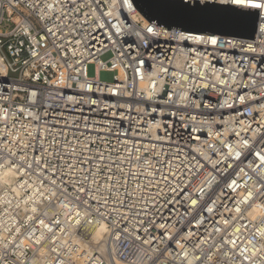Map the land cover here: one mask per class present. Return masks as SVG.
<instances>
[{"label":"built area","instance_id":"1","mask_svg":"<svg viewBox=\"0 0 264 264\" xmlns=\"http://www.w3.org/2000/svg\"><path fill=\"white\" fill-rule=\"evenodd\" d=\"M207 2L259 10L255 39L0 0V264H264V0Z\"/></svg>","mask_w":264,"mask_h":264},{"label":"water","instance_id":"2","mask_svg":"<svg viewBox=\"0 0 264 264\" xmlns=\"http://www.w3.org/2000/svg\"><path fill=\"white\" fill-rule=\"evenodd\" d=\"M147 24L162 29L254 40L259 10L199 0H128Z\"/></svg>","mask_w":264,"mask_h":264},{"label":"bare ground","instance_id":"3","mask_svg":"<svg viewBox=\"0 0 264 264\" xmlns=\"http://www.w3.org/2000/svg\"><path fill=\"white\" fill-rule=\"evenodd\" d=\"M1 69L3 67L0 66ZM89 237L92 240V245L94 246L95 249L104 252L106 250L104 240H105V234H106V229L104 225H99V226H93L89 228L88 230ZM116 264H122L117 261Z\"/></svg>","mask_w":264,"mask_h":264},{"label":"snow or ice","instance_id":"4","mask_svg":"<svg viewBox=\"0 0 264 264\" xmlns=\"http://www.w3.org/2000/svg\"><path fill=\"white\" fill-rule=\"evenodd\" d=\"M204 2L207 3V0H204ZM233 2L234 3H240V0H233ZM183 3L185 5H187L188 4V0H183ZM253 6L254 7H260L261 5L254 4ZM41 159L43 160V158H41ZM88 162L91 163V160L89 159ZM46 163H48L49 166H52L50 164V162H46ZM77 163H80V161L77 160ZM36 164H37V166H39L40 161H37ZM29 167H32V165H29ZM54 167H56L58 169V166H54ZM69 167L72 168V169L75 168L74 165H69ZM42 171H44V169H42ZM91 175H94V174H91ZM109 179H111V178L109 177ZM88 180H89V174H85L82 181H66L65 182V186H67L68 183H76V184L80 185V187H79V191L80 192L87 193L89 190L86 189L85 187H83V182L88 181ZM53 183H55V181H53ZM95 191H99V185H97V188L95 189ZM106 191H110V189H106ZM77 198L79 199V197H77ZM108 198H110V197H108ZM105 202H107V198H105Z\"/></svg>","mask_w":264,"mask_h":264},{"label":"rangeland","instance_id":"5","mask_svg":"<svg viewBox=\"0 0 264 264\" xmlns=\"http://www.w3.org/2000/svg\"><path fill=\"white\" fill-rule=\"evenodd\" d=\"M3 52H5V50H3ZM110 58V54L107 53L105 55H103L101 57L102 61H106ZM88 75L91 77V76H94V66L93 65H89L88 67ZM115 75V73L113 72H105V71H101L100 74H99V78L101 81L103 82H106V83H111L113 81V76ZM8 76L10 78H15L17 77V74L16 73H13V72H9L8 73Z\"/></svg>","mask_w":264,"mask_h":264}]
</instances>
